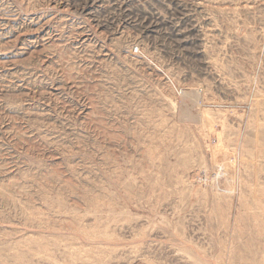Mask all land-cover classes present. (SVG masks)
I'll use <instances>...</instances> for the list:
<instances>
[{"label": "rangeland", "instance_id": "374dc122", "mask_svg": "<svg viewBox=\"0 0 264 264\" xmlns=\"http://www.w3.org/2000/svg\"><path fill=\"white\" fill-rule=\"evenodd\" d=\"M0 264H264V0H0Z\"/></svg>", "mask_w": 264, "mask_h": 264}, {"label": "bare ground", "instance_id": "6f19581e", "mask_svg": "<svg viewBox=\"0 0 264 264\" xmlns=\"http://www.w3.org/2000/svg\"><path fill=\"white\" fill-rule=\"evenodd\" d=\"M103 2V1H102ZM195 6V5H194ZM208 7V6H207ZM200 10H201V8H200ZM240 11V10H239ZM240 13H241V11H240ZM223 16V15H222ZM203 31V30H202ZM205 32V31H204ZM254 47V46H253ZM217 144V143H216ZM248 160V159H247ZM254 165V164H253ZM225 166H226V164H225ZM227 169V168H226ZM247 184V183H246ZM232 190V189H231ZM252 193V192H251ZM225 194V193H224ZM253 196V195H252ZM221 210V209H220ZM221 216V215H220ZM255 219H257V218H255ZM256 223V222H255ZM257 227V226H256ZM197 228V227H196ZM258 231V230H257ZM260 234V233H259ZM196 236V235H195ZM207 237V236H206ZM222 238V237H221ZM202 240V239H201ZM262 255V254H261Z\"/></svg>", "mask_w": 264, "mask_h": 264}]
</instances>
